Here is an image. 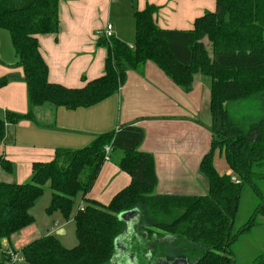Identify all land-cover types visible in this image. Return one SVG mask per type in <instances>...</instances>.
Returning <instances> with one entry per match:
<instances>
[{"label":"trees","instance_id":"obj_1","mask_svg":"<svg viewBox=\"0 0 264 264\" xmlns=\"http://www.w3.org/2000/svg\"><path fill=\"white\" fill-rule=\"evenodd\" d=\"M58 3L0 0V29L9 32L30 107L26 113L6 110L0 115V143L8 125L34 121L33 107L45 103L67 110L90 107L116 93L127 71L152 62L185 91L191 89L197 73L210 80L211 142L199 164L208 191L200 196L156 194L153 156L139 149L144 131L134 122L126 123L98 134L85 147L56 148L51 160L33 162L28 182L0 181V241L34 222L30 209L45 185L51 191L46 212L58 211L68 220L77 196L84 198L92 188L105 162L104 146L109 145V159L112 152L121 153L117 165L130 176V183L107 204L83 199V208L72 216L75 246L65 248L55 235L35 238L19 250L22 264H108L114 239L123 229L118 214L135 208L141 210L148 236H173L177 240L173 254L186 257L189 264H235L232 246L261 224L259 217L264 218V0H215V10L204 12L187 30L159 27L154 19L157 5L134 10L132 46L100 35L97 44L106 49L104 73L80 88L50 83L39 51L36 35L58 32ZM6 83V78H0V87ZM245 100L254 101L258 111V118L247 128L228 106ZM215 152L223 156L230 173L216 170ZM0 169L12 171L11 162L2 155ZM246 187L256 196L257 205L234 230ZM0 258L5 264L1 251ZM251 264H264V252Z\"/></svg>","mask_w":264,"mask_h":264},{"label":"crops","instance_id":"obj_2","mask_svg":"<svg viewBox=\"0 0 264 264\" xmlns=\"http://www.w3.org/2000/svg\"><path fill=\"white\" fill-rule=\"evenodd\" d=\"M111 1L59 0L58 32L36 35L50 83L80 88L103 75L106 49L99 46L97 40L107 22L113 26V37L132 46L134 10H142L147 4L157 5L154 19L159 27L187 30L193 27L197 17L214 11L216 5L215 0H126L124 6L121 0L122 8H117ZM16 60L9 32L0 29V78L7 79L0 87L1 116L6 110L26 113L30 109L23 70L15 65ZM209 97L210 80L201 74L193 76L191 89L185 91L155 64L146 62L138 70L127 71L125 82L116 93L90 107L67 110L47 103L35 106L32 108L34 121L21 120L7 126L6 137L0 143V155L11 162L12 171L5 173L0 169V181L15 179L16 183H24L22 181L31 178L33 162L51 160L56 148H82L98 134L134 122L144 131L139 149L153 156L157 178L155 193L205 195L208 180L199 164L211 142ZM120 156L119 151L112 152L110 159L103 162L92 188L84 198L77 196L70 222L60 224L61 216L54 213V220L46 219L44 225L38 227L33 215L34 204L30 209L34 222L2 242L17 251L35 238L55 235L65 248L75 246L77 240L73 246L72 242L65 243L66 227L72 228V216L78 206L83 205V199L107 204L130 183V176L117 165ZM128 211L130 213L120 220L123 229L114 239L108 264H166L176 259H185L189 264L186 257L173 254L177 245L173 236L149 237L146 226H142L141 210ZM39 228L44 231L42 236L38 234Z\"/></svg>","mask_w":264,"mask_h":264},{"label":"rangeland","instance_id":"obj_3","mask_svg":"<svg viewBox=\"0 0 264 264\" xmlns=\"http://www.w3.org/2000/svg\"><path fill=\"white\" fill-rule=\"evenodd\" d=\"M111 2H114V7L116 6L117 8H122V2H124V6H126V0H113ZM118 4H116V3ZM128 3V2H127ZM129 4V3H128ZM114 9V8H113ZM203 42L205 46L207 47V50L210 52L209 45L206 41V39H203ZM229 109H232L233 116L238 119L241 122H244L247 124L244 125L245 128L248 127V124L252 121H255L258 118V111L257 107L254 101H241V102H230L228 104ZM215 158H214V165L216 170L219 173H224V172H229V168L227 164L224 161L223 156L218 155V152H215ZM13 182H18L15 179H12ZM30 179H27L26 181L22 182H28ZM263 193H264V181L261 183ZM50 196V190L47 187V185L44 186V190L42 194L37 198L34 210H33V215L36 220V225L39 227V225L43 226L44 222L49 220H54L55 217H53L54 213H59L58 211H55L51 214H48L46 212V206L49 205L50 199L48 201V197ZM257 205V198L253 194V192L248 188H244L241 197L239 200V207L238 211L236 214V217L234 219V230L238 229L240 226H242L252 213L253 209ZM61 216V214L59 213ZM71 216L68 220H64L61 216V219H58V222L65 223L67 224L70 222ZM258 222L261 223V225L253 227L248 234L240 236L238 241L234 243L233 245V253H234V259H235V264H251L252 259L264 252V218L259 217ZM262 226V227H259ZM68 228L67 231V236L65 238V243L68 244L72 242L71 246H73L76 243V237L74 233V225L72 223V228L71 226H67ZM40 229V228H39ZM42 229V227H41ZM40 229L39 231V236H42L44 234V231ZM72 229V231H71ZM38 236V235H36ZM68 239V240H67ZM72 239V240H70ZM67 240V241H66ZM19 251V250H17Z\"/></svg>","mask_w":264,"mask_h":264},{"label":"built area","instance_id":"obj_4","mask_svg":"<svg viewBox=\"0 0 264 264\" xmlns=\"http://www.w3.org/2000/svg\"><path fill=\"white\" fill-rule=\"evenodd\" d=\"M102 35L105 38H110L113 36V26L110 22H107L103 29H102ZM111 152V147L109 145L104 146V159L105 161L109 160V154ZM83 205H79L78 209H82ZM0 251L3 254V257H5L6 260H4L5 264H22L24 263V258L21 255L19 251H16L12 248H10L6 243L0 241ZM2 264V263H0Z\"/></svg>","mask_w":264,"mask_h":264},{"label":"water","instance_id":"obj_5","mask_svg":"<svg viewBox=\"0 0 264 264\" xmlns=\"http://www.w3.org/2000/svg\"><path fill=\"white\" fill-rule=\"evenodd\" d=\"M129 213H130V211H124V212L119 213V214H118V219H119V220L124 219L125 216H126L127 214H129ZM58 233H59V232H57V234H58ZM166 264H188V263L186 262L185 259H176V260L172 261L171 263L167 262Z\"/></svg>","mask_w":264,"mask_h":264}]
</instances>
